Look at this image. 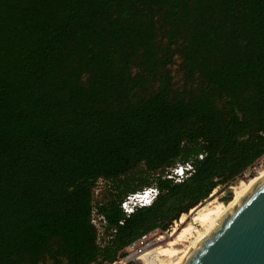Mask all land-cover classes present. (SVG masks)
<instances>
[{
    "label": "trees",
    "instance_id": "obj_1",
    "mask_svg": "<svg viewBox=\"0 0 264 264\" xmlns=\"http://www.w3.org/2000/svg\"><path fill=\"white\" fill-rule=\"evenodd\" d=\"M263 156L264 0H0V264L112 263Z\"/></svg>",
    "mask_w": 264,
    "mask_h": 264
},
{
    "label": "water",
    "instance_id": "obj_2",
    "mask_svg": "<svg viewBox=\"0 0 264 264\" xmlns=\"http://www.w3.org/2000/svg\"><path fill=\"white\" fill-rule=\"evenodd\" d=\"M182 264H264V177Z\"/></svg>",
    "mask_w": 264,
    "mask_h": 264
},
{
    "label": "built area",
    "instance_id": "obj_3",
    "mask_svg": "<svg viewBox=\"0 0 264 264\" xmlns=\"http://www.w3.org/2000/svg\"><path fill=\"white\" fill-rule=\"evenodd\" d=\"M199 158L202 160L203 156H200ZM260 162L264 163V156L257 163ZM256 164L244 173V176L247 173H251L252 170L255 171ZM195 170V166L192 162L177 164L169 170L166 178L173 181L175 184H181L191 177L195 173ZM159 195L160 190L157 186H150L134 193H130L123 199L121 210L128 218L139 209L151 207L157 201ZM91 224L97 229L99 243L104 247L101 240L105 236L108 222L106 217L99 212L96 205L92 212ZM120 225H123V221L120 222ZM175 225L177 226V222H175ZM174 231L175 228L171 227V229L166 231L155 229L151 232L144 233L132 241L125 249L124 254L120 255L114 262L100 264H163L165 258L160 255L159 250L164 245L165 238L171 235ZM116 232V230H113L112 236L107 238L111 240Z\"/></svg>",
    "mask_w": 264,
    "mask_h": 264
},
{
    "label": "rangeland",
    "instance_id": "obj_4",
    "mask_svg": "<svg viewBox=\"0 0 264 264\" xmlns=\"http://www.w3.org/2000/svg\"><path fill=\"white\" fill-rule=\"evenodd\" d=\"M264 170V163H257L256 167H255V171L252 170L251 173H247L245 176L243 175L241 177V179H238L235 182H231L229 185H224V186H220L218 188H216L214 190V192L212 193V195L201 205H199L198 207H196L195 209L191 210L188 214H184L186 215V219L183 220L182 216L179 220L175 221L177 222V226L175 225V222L170 226L169 229L175 228L178 230L179 232V236L182 234V232H184L187 228H188V223L194 224V227L196 229H198L201 232L205 233L207 231H209L212 227H213V223L214 221H217L220 217V213H218L221 209H225L226 205H228L229 203L225 204L223 203V199H225L227 196L231 197V202L233 201L234 197V191L237 187H239L242 183H243V191H245V189L252 183V181L257 178L255 176H257L261 171ZM252 177V180H250ZM152 186H156V185H152ZM113 189L112 183H108L106 181H99L98 183V187L95 191V202H101V200L103 199H107L109 192ZM240 194V193H239ZM238 194V195H239ZM237 195V196H238ZM102 197V199H101ZM210 203H213L211 208H210V212L205 213L203 215H200L196 212L193 213L194 210L196 209H200L202 207H206L207 205H210ZM221 203V205H219ZM223 204V205H222ZM213 209V210H212ZM213 211V212H212ZM193 214V215H192ZM181 219L182 222L181 223ZM205 226V229L203 227H201V225ZM207 230V231H206ZM192 234L194 235V238L196 237L195 233L192 232ZM193 238V240H194ZM187 244V243H185ZM183 245V244H182Z\"/></svg>",
    "mask_w": 264,
    "mask_h": 264
},
{
    "label": "bare ground",
    "instance_id": "obj_5",
    "mask_svg": "<svg viewBox=\"0 0 264 264\" xmlns=\"http://www.w3.org/2000/svg\"><path fill=\"white\" fill-rule=\"evenodd\" d=\"M257 177V178H255ZM252 177L250 180L255 178L252 183L245 189V191L240 192L238 196H236L232 203L229 204V206L220 213V217L217 221H214L213 227L205 233L199 231L194 227V224L188 223V228L182 232V234L179 236L178 228L175 229V231L165 238L164 245L160 248L159 253L165 260H163V264H182L186 256L195 249L198 244L206 239L220 224L222 219L226 216V214L232 209L245 195L246 193L258 182L264 177V170L261 171L257 176ZM210 203V208H211ZM196 210L193 211L196 212ZM210 211V210H209ZM205 214V213H204ZM193 215V214H192ZM187 217L186 215L182 216V219L185 220ZM181 219V223L182 222ZM187 221V219H186ZM201 227L205 229V226L202 224ZM192 232L195 233L196 237L194 240L192 239L188 245H184V243L189 240V237L192 235ZM183 244V245H182Z\"/></svg>",
    "mask_w": 264,
    "mask_h": 264
}]
</instances>
